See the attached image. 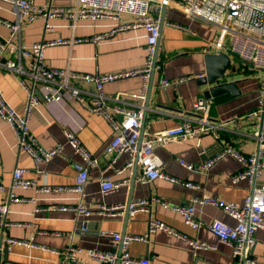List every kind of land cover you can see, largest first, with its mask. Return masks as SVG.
I'll return each instance as SVG.
<instances>
[{
  "label": "crops",
  "instance_id": "obj_1",
  "mask_svg": "<svg viewBox=\"0 0 264 264\" xmlns=\"http://www.w3.org/2000/svg\"><path fill=\"white\" fill-rule=\"evenodd\" d=\"M47 1L49 0H35V3L44 5ZM50 2L63 8L75 6V0ZM0 19L9 22L14 19L12 6L0 2ZM125 20H132V17L129 16ZM164 22L157 53L161 70L154 73L148 107L144 103L147 85L145 93L142 94V80L139 76L107 83L103 87L110 106L142 110L143 128L147 132L175 127L184 118H196L191 109L192 104L194 100L204 97L201 88L195 86L192 78L204 74L203 56L208 54V50L211 51L216 33L212 27L189 20L174 8L165 10ZM50 23L54 28L45 33L43 20H35L21 30L19 41L29 46L47 39L68 40L72 35H98L109 29L111 21L86 22L83 27L74 31L66 22L51 20ZM166 23L174 25L168 26ZM8 34L9 30L0 24V36L7 37ZM144 35V30L137 28L119 32L99 43L47 46L43 50L45 64L57 69L68 67L79 74L113 73L121 69L138 68L146 59ZM6 58L16 60L14 54ZM22 63L27 66L26 60ZM226 77L227 82L236 83L240 94L235 97L230 94L211 97V123L217 124V120L224 116L245 115L256 108L259 87L264 80L263 72L232 57L231 68L228 69ZM163 79L171 81L172 84L162 87L160 82ZM76 86L82 90H92V86L88 84ZM0 90L8 105L17 114L22 115L26 95L19 85V78L14 73L0 68ZM116 96L120 99L119 103L113 100ZM84 98V106L77 102L50 104L48 107L40 105L32 112L28 128L38 145L43 149H50L55 145L62 148L61 154L52 156L47 162H35L25 150L19 148L8 124L0 120V184L4 186V189L0 190V204L6 208L3 221L5 224H0V235H3L0 242V264H63L66 260L65 252L71 245L81 248L84 252L89 248L110 249V238L101 237L99 234L103 231L121 234L124 228V212L120 216L109 215L101 214L100 209L126 204L129 197L131 201L156 198L178 207L188 206L193 199L203 196L242 204L250 192L251 185L247 182H230V176L240 169L238 162L232 157L225 155L216 159L209 168H203L202 165L225 147H232L243 155L255 150L257 143L252 137L255 129L253 123H230L219 127L215 125L208 135L186 142L170 141L154 149L164 174L196 183L200 186L198 189H188L160 178L146 184L137 181L140 175L138 168L136 171L133 167L125 168L119 173L125 166V154L116 159L115 166L104 171V145L114 132L106 118L87 111L89 95H84ZM115 119L119 120L120 116L116 115ZM68 130L76 133L82 147L96 155L98 162L89 167L88 180L82 193L67 190L45 192L42 189H67L74 185L77 172L72 164L81 162V159L66 143L65 132ZM180 161L192 165L193 170L185 169ZM17 168L24 169L23 178L35 182L36 187L12 189V174ZM105 176L114 182L124 181L125 184L103 196L99 182ZM258 179L259 183L264 184V171ZM10 194L19 200L12 201ZM77 204L89 209L88 217L77 215L71 210L44 212L37 209L70 207ZM195 217L200 225L191 229L185 225L179 213L151 201L147 210L129 214L125 234L141 236L146 232L149 221L158 220L175 233L204 242L215 249L193 251L182 238L161 230L149 234L147 242H131L128 247L129 254L136 258H146L149 264H244L240 258L232 257L229 245L219 242L207 229L214 219L222 220L230 226L234 224L233 219L224 215L215 205L198 206ZM83 226L86 227L85 232L81 230ZM6 232L8 237L5 236ZM254 233L255 243L249 257L256 264H264V231L257 230ZM9 239L29 242V245L10 243ZM5 246L7 258L11 263L3 262ZM80 256L83 264H100L84 253Z\"/></svg>",
  "mask_w": 264,
  "mask_h": 264
},
{
  "label": "built area",
  "instance_id": "obj_2",
  "mask_svg": "<svg viewBox=\"0 0 264 264\" xmlns=\"http://www.w3.org/2000/svg\"><path fill=\"white\" fill-rule=\"evenodd\" d=\"M0 2L12 6L14 19L3 21L9 34L7 37L0 36V68L9 73H14L19 78V85L23 89L26 99L23 107V114H17L6 102L0 90V120L8 124L14 133L19 148L35 161L47 162L52 156L61 154L60 145H55L50 149L41 148L36 138L31 134L28 123L32 112L40 105L48 107L50 104H67L77 102L84 106V95H89L87 111L101 115L106 118L113 129V136L104 145L103 156L106 158L105 170L115 166L116 159L125 154L127 159L125 168L137 166L140 175L137 181L150 184L156 179H163L175 185H181L188 189H198V184L183 181L166 175L161 170V162L155 155L154 149L160 145H165L170 141L186 142L196 137L208 135L216 126H223L230 123L239 125L241 123H253L255 129L252 137L257 143V147L249 154L243 155L232 147H225L209 159L203 168H209L213 161L225 155L232 157L238 162L240 169L232 174L230 182L236 184L245 181L251 185L250 192L245 196L242 204L229 203L207 196L196 198L188 206H172L166 201L156 198L138 199L131 201L128 212L133 215L137 212L147 210L151 201L161 204L173 212L179 213L185 225L191 229H196L200 223L195 217L197 207L200 205H211L219 207L223 214L234 220L233 226L228 225L219 219H214L207 229L221 243L227 244L231 248L232 257L240 258L244 264H256L249 257L251 248L255 243L254 232L264 231V184L259 183V177L264 171V80L259 89L260 94L257 99L256 108L247 112L245 115H229L220 117L211 123L209 111L212 101L206 98H198L192 104V111L196 118H184L179 124L172 128L160 129L155 132L142 130V110L123 109L116 105L110 106L107 102L108 97L103 91L107 83L118 82L123 79L141 77L142 87L140 92L144 94L146 85L151 77V71L161 70V64L157 57L154 63L155 47L158 41L160 30V15L163 8L176 9L189 20L202 22L212 27L216 33L212 40L211 51L207 53L225 52L233 54L243 62H249L253 68L262 71L264 74V0H75L74 7H57L51 4L50 0L44 5H37L35 0H0ZM129 15L132 20H123L121 15ZM42 19L44 32H51L54 26L51 20L66 22L74 31L83 27L86 22H98L109 20V29L98 35L75 37L71 36L68 40L62 38L47 39L35 42L29 46L19 41L20 32L24 27L29 26L37 19ZM165 23V22H164ZM173 26L174 23H166ZM142 28L145 32V62L138 68L121 69L118 72L102 74H79L68 67L57 69L47 66L43 55V50L47 46L65 45L73 43L94 42L112 38L119 32ZM15 55L16 60L6 58ZM27 61L24 66L22 61ZM189 79V78H188ZM76 84H88L92 90L80 89ZM172 84L166 79L161 80L162 87ZM140 95L143 97V95ZM119 103L120 99L116 96L113 99ZM120 119L116 120L115 116ZM216 125V126H215ZM66 143L78 154L81 162H74L72 166L77 174L74 185L69 188L53 187L42 189L45 192L73 191L82 193L88 180V169L96 165L98 158L87 149L83 148L74 131L65 132ZM185 169L193 170V166L183 161L179 162ZM24 169L17 168L12 174L11 188L31 189L36 187L35 182L23 178ZM100 192L104 196L115 191L122 186L123 182H114L108 176L101 179ZM4 186L0 184V190ZM14 202L18 198L9 195ZM126 204L117 206H107L100 209L101 214L122 215ZM44 212L50 211H74L77 215L88 217L89 209L82 204L75 206H53L52 208H37ZM5 205L0 204V224H5L4 214ZM83 232L86 227H81ZM166 231L171 235L185 240L193 251L197 249H215L213 246L201 241L188 238L186 235L177 234L169 229L163 222L151 220L145 233L141 236L120 233L101 232L99 235L110 238L111 248L99 250L89 248L85 252L76 246L71 245L65 252V263L63 264H83L81 254L100 264H149L146 258H136L129 254L128 247L131 242H147L149 234L155 231ZM10 243H26L22 240H11Z\"/></svg>",
  "mask_w": 264,
  "mask_h": 264
},
{
  "label": "water",
  "instance_id": "obj_3",
  "mask_svg": "<svg viewBox=\"0 0 264 264\" xmlns=\"http://www.w3.org/2000/svg\"><path fill=\"white\" fill-rule=\"evenodd\" d=\"M166 8H163L161 10V15H160V30H159V36H160V31L164 22V13H165ZM158 36V41L155 47V54H154V62H153V67L154 68V63L157 60V53H158V48H159V41L160 38ZM232 57H235L233 54L225 53V52H217V53H210L206 54L203 56V63H204V74H199L196 77H193L192 80H194L195 86L198 88H201L202 90V95L206 99H210L211 97H218L220 95L224 94H230L232 97L238 96L240 94V90L237 88V85L235 82H227L226 76H227V71L228 69L231 68V63H232ZM250 68L253 67V65L249 62H246ZM151 77L147 83V94L145 97V105L148 107V102L150 100V88L151 84L153 82L154 78V73L153 70L151 71ZM144 124V119H142V130ZM134 170L136 171L137 166L133 167ZM126 207L124 209V214H123V224L124 228L121 232V236L125 235V227L128 221L129 217V212H128V206L131 202V197H129L126 200ZM5 236L8 237V233H5ZM2 237L3 235H0V242H2ZM7 247L5 246L3 249V262L6 263H11L8 258H7V253H6ZM118 264V263H115Z\"/></svg>",
  "mask_w": 264,
  "mask_h": 264
},
{
  "label": "rangeland",
  "instance_id": "obj_4",
  "mask_svg": "<svg viewBox=\"0 0 264 264\" xmlns=\"http://www.w3.org/2000/svg\"><path fill=\"white\" fill-rule=\"evenodd\" d=\"M121 18H122L123 20H125V19H128L129 16H127V15H125V14H122V15H121ZM198 23L201 24V25H204V26H206V27H209L208 25H206V24H204V23H202V22H198Z\"/></svg>",
  "mask_w": 264,
  "mask_h": 264
}]
</instances>
